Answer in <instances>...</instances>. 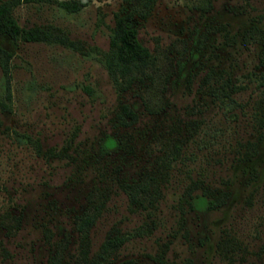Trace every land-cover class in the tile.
I'll list each match as a JSON object with an SVG mask.
<instances>
[{
	"label": "rangeland",
	"instance_id": "1",
	"mask_svg": "<svg viewBox=\"0 0 264 264\" xmlns=\"http://www.w3.org/2000/svg\"><path fill=\"white\" fill-rule=\"evenodd\" d=\"M62 1L21 2L12 14L23 28H59L77 49L53 42H0L12 52L8 78L0 66V99L6 105L0 108V264H48L56 251L59 264H78L81 248L92 259L113 225L130 232L149 221L144 212L128 210L117 185L121 175L98 174L120 161L117 154L96 156L98 162L83 159L96 151L94 142L102 134L128 133L132 153L125 160L145 164L162 154L172 119L181 127L195 125L153 211L155 227L123 243L110 264H161L152 260L156 255L177 264L185 258L194 264H264V130L257 154L241 159L248 142L257 141L254 118L259 106L264 110V80L256 68L261 47L243 33L253 27L264 33V0H155L136 27L138 41L155 56L156 73L168 71L171 80L175 61L196 58L189 57L185 77H176L172 87L161 90L156 76L153 83L122 94L99 59L108 49L121 0H77L76 12L62 9ZM210 69L240 86L231 100L206 95L221 82L212 77L204 83ZM143 98L150 106L163 104V112L148 113ZM120 102L138 105L139 118L130 128L112 125ZM197 178L228 191L224 206L199 217L185 209L182 214L178 205L184 186ZM93 187L105 191L107 199L86 246L72 218ZM223 231L245 247L232 262L214 251Z\"/></svg>",
	"mask_w": 264,
	"mask_h": 264
},
{
	"label": "trees",
	"instance_id": "2",
	"mask_svg": "<svg viewBox=\"0 0 264 264\" xmlns=\"http://www.w3.org/2000/svg\"><path fill=\"white\" fill-rule=\"evenodd\" d=\"M31 1L39 0H2L0 2V42H9L13 45L18 41L53 42L77 49L78 44L68 39L57 27L48 25L23 28L19 26L12 14V10L21 2L26 3ZM154 2L155 0H121L119 10L113 14L108 49L100 54L99 59L104 65L118 94L129 91L133 87H139L145 84L146 81L153 83V78L156 76H158L157 81L161 84V90H165L167 86L172 87L176 84L178 77H185L184 70L189 57L192 59L196 58V56H188L187 60L175 61V78L171 80H169L170 73L168 71L161 76L156 73V68H154L155 56L138 41L136 27L137 20H145L150 15ZM59 5L66 12H76L81 4L77 0H66L60 2ZM243 37L245 39L248 37L252 38L261 47L259 56L257 57L256 68L261 69L260 75L264 80V33L253 27L245 30ZM11 54V49L0 45V66L7 78L9 74L7 64ZM190 55L194 54L190 52ZM212 77L216 81L221 80L217 86L206 90V95L214 99L231 100V94L240 90V86L232 84L228 77L222 78L220 72L213 69H210L205 74L204 83ZM149 88L148 86L147 90ZM140 100L141 105L148 113L159 114L163 112V104L150 106L144 98ZM1 107L6 108L5 102L2 99H0ZM138 118V105L120 102L114 111L112 125L115 128H130L137 122ZM254 121L256 131L258 132L257 141L248 142V146L241 158L243 161H248L257 154V144L262 138L261 130H264V110L260 106ZM180 123L181 121L178 119H172L166 124L164 133L168 137L162 146V154L153 157L149 161L147 159L145 164L138 165L136 162V166H133V163L125 160L124 157L125 154L132 153V146L130 145V141L132 140L131 134L104 133L94 142L96 151L91 155L87 154L88 156H85L83 160H88L92 156L91 161L98 162L96 156L106 157L117 154L120 161H115L109 171L104 168L105 172L104 170L102 172L99 171L98 174L101 177L103 176V178L107 172L112 173L113 177L116 178L121 175V178L117 181V185L126 197L128 210L130 212H144L145 216L149 217V221L143 222L130 232H122L116 225H113L92 259H87L88 250L85 247L81 248V258H79L78 264H110V257L118 251L123 243L132 237L146 235L155 227V222L151 218L153 211L156 210L159 200L163 198L164 190L171 180L172 165L182 155L184 144L191 138V130L195 125L193 122H188L183 123L181 127ZM62 155L58 154L59 157ZM85 195L84 204L78 212L73 214L72 226L79 240L88 246V233L101 215L107 198L105 191L100 190L98 187L91 188ZM227 199V190L211 187L205 184L201 178H197L194 180L190 179L189 183L184 186L178 197V205L182 214L186 210V212L199 217V215H204L224 206ZM14 223L17 229L18 219H15ZM184 235L187 238L186 231H184ZM203 238L207 239V236L204 235ZM64 241L67 242V236ZM198 242L201 245L203 244L201 240ZM244 248V244L241 241L237 240L228 231H223L215 243L214 251L221 260L225 259L228 262H232L235 257L242 255ZM58 255V251L54 252L49 258L48 264H59ZM161 259V256L156 255L152 260L161 264H177L162 262ZM118 264H134V260H123L118 262ZM181 264H194V262L191 258H185Z\"/></svg>",
	"mask_w": 264,
	"mask_h": 264
}]
</instances>
